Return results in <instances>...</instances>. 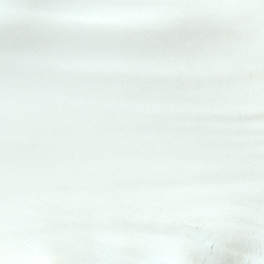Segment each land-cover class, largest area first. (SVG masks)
I'll return each mask as SVG.
<instances>
[{
  "label": "snow or ice",
  "instance_id": "obj_1",
  "mask_svg": "<svg viewBox=\"0 0 264 264\" xmlns=\"http://www.w3.org/2000/svg\"><path fill=\"white\" fill-rule=\"evenodd\" d=\"M0 264H264V0H0Z\"/></svg>",
  "mask_w": 264,
  "mask_h": 264
}]
</instances>
